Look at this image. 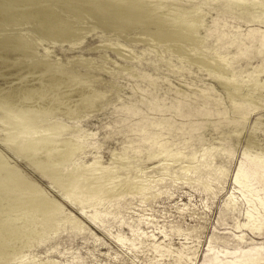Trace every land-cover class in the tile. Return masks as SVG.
Segmentation results:
<instances>
[{
  "label": "rangeland",
  "instance_id": "obj_1",
  "mask_svg": "<svg viewBox=\"0 0 264 264\" xmlns=\"http://www.w3.org/2000/svg\"><path fill=\"white\" fill-rule=\"evenodd\" d=\"M158 1L190 39L67 12L52 38L0 0V95L35 107L0 108V161L35 182L0 180V264H264V0Z\"/></svg>",
  "mask_w": 264,
  "mask_h": 264
},
{
  "label": "bare ground",
  "instance_id": "obj_2",
  "mask_svg": "<svg viewBox=\"0 0 264 264\" xmlns=\"http://www.w3.org/2000/svg\"><path fill=\"white\" fill-rule=\"evenodd\" d=\"M32 5L33 9H38L41 13L39 24H43L40 33L43 36H49L52 38L67 37V28L71 23L67 17L64 16V12L71 13L76 17L84 13H93L100 17H106L107 25H117V20H122L120 25H125L127 17H133L141 19L146 23L154 24V38L159 41H173L178 39H190L188 33L180 30V28L186 27L190 23H194L197 19L189 14V11H182L179 14H175L174 17L170 16V12L164 10V4L158 0H20ZM169 10V9H168ZM154 11V13H152ZM160 12L167 13V17L164 19ZM177 19V22L174 20ZM118 24V25H119ZM177 24L180 28H171L170 26ZM46 27L53 29L55 33L45 30ZM59 29V30H58ZM58 30V31H56ZM41 104L42 111L46 115L55 114L56 108L59 106ZM33 105V107H30ZM69 105V104H68ZM51 106V107H50ZM55 107V108H52ZM71 107V106H68ZM0 108L3 109V121L8 126L13 125V115L20 110H25L28 113H34L35 107L32 102L22 100H13L10 93L0 95ZM73 109H69L71 114ZM75 110V109H74ZM73 110V111H74ZM31 118V117H30ZM38 166L40 165L41 170L43 166L47 168L48 162L45 158L40 157L36 159ZM50 169V168H49ZM45 172V170H44ZM50 179L56 177L55 173H47ZM0 180L3 181L5 186L13 187L14 191H19L24 187H35V182L31 180L25 173L14 168L11 165H4L0 161ZM69 182H62L60 186L63 189L69 188ZM25 187V188H26ZM44 213H49L50 207L45 203H42L40 207ZM4 224V223H3ZM9 223L6 225L8 226ZM2 226V225H1ZM5 226V225H3ZM11 226V225H9ZM1 228V227H0ZM3 228V227H2ZM5 228V227H4ZM10 228V227H9ZM13 229V227H11ZM11 229V231H12ZM15 229H17L15 227ZM7 230L6 229H3ZM10 230V229H9ZM6 232V231H5ZM13 232V231H12ZM4 233V232H3ZM10 233V232H9ZM7 233V234H9ZM18 233V231H17ZM15 231V234H17ZM1 234V233H0Z\"/></svg>",
  "mask_w": 264,
  "mask_h": 264
}]
</instances>
